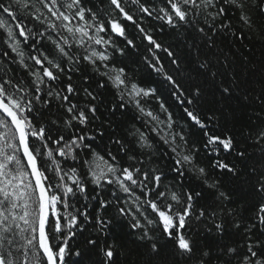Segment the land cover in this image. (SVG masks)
<instances>
[{"label": "snow or ice", "instance_id": "6c2138e0", "mask_svg": "<svg viewBox=\"0 0 264 264\" xmlns=\"http://www.w3.org/2000/svg\"><path fill=\"white\" fill-rule=\"evenodd\" d=\"M256 43L264 0H0V264H264Z\"/></svg>", "mask_w": 264, "mask_h": 264}, {"label": "trees", "instance_id": "16d2710c", "mask_svg": "<svg viewBox=\"0 0 264 264\" xmlns=\"http://www.w3.org/2000/svg\"><path fill=\"white\" fill-rule=\"evenodd\" d=\"M253 47H254V59H256L257 61L260 59H264V46H261L259 43H256L254 44ZM73 243H75V241H73Z\"/></svg>", "mask_w": 264, "mask_h": 264}]
</instances>
